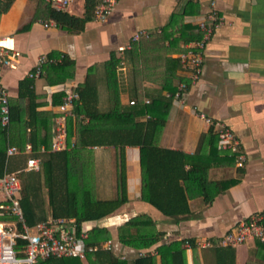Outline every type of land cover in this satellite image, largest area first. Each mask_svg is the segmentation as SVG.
<instances>
[{
    "label": "crops",
    "instance_id": "0c3cea01",
    "mask_svg": "<svg viewBox=\"0 0 264 264\" xmlns=\"http://www.w3.org/2000/svg\"><path fill=\"white\" fill-rule=\"evenodd\" d=\"M211 2H214L213 6ZM19 3L22 4L19 8L14 7V0L0 16V43L12 47L14 53L12 64L0 72L9 98L17 97L19 81L34 68L40 55L57 51L75 61L74 76L63 83L48 84L43 75L34 78L33 88L39 103L36 109L51 114L52 142L62 104L52 102L53 93L63 91L62 88L75 90L76 85L84 81L88 68L93 66L91 74L98 88V106L106 109V84L101 91L97 83L105 78L103 63L114 51L121 56L117 76L123 106L129 105L135 94L142 99L171 98L167 106L161 107L167 109V117L156 133L154 143L188 155L199 153L202 158L211 157L207 178L234 180L209 203L196 194L198 188L194 187L193 196L188 198L190 213L182 218L166 216L141 199L140 148L127 145V201L110 215L84 221L82 225L89 230L95 225L106 227L111 234L108 239L110 249L121 258L133 260L149 254L155 257L156 264H161L156 245L192 238L196 249L185 246V242L182 245L187 264H215L213 252L207 247H199L197 241H216L240 220L264 209V0H118L105 21L99 22L92 17L78 33L61 29L53 20L41 16L32 20L37 3L33 2L29 8L26 7L27 0L26 3L19 0ZM74 4L75 1L71 2L65 11L83 16L84 0L80 11L74 9ZM212 8L221 17V23L205 45L200 76L196 82L189 83L178 56L186 43L196 40L192 36L195 32L200 33L197 23ZM140 32L142 35L134 40V35ZM180 81H186L188 87L180 98L169 97ZM171 87L173 92L168 90ZM201 114L213 122H224L236 134L245 155L242 167H237L234 160L220 159L221 151L220 156L210 154L209 135H216L215 126L207 123ZM145 118L147 115L139 117ZM17 140L8 145L17 147L19 152L15 155L40 159L32 154L30 142L21 145V139ZM52 142L50 149L41 145L39 153L61 151L53 150ZM26 145H29V151L25 150ZM88 149L96 172V197L109 199L116 189V149L96 145ZM9 159L4 172L8 171ZM18 161L14 159L12 165ZM185 168H188L187 164ZM19 170L28 172L24 167L8 172L18 173ZM3 202L2 195L0 204ZM140 214L148 215L162 232L158 243L142 249L121 244L117 237L118 226ZM106 241L101 242L102 249H106L101 246ZM233 248L235 264H264V246L256 239Z\"/></svg>",
    "mask_w": 264,
    "mask_h": 264
},
{
    "label": "trees",
    "instance_id": "16d2710c",
    "mask_svg": "<svg viewBox=\"0 0 264 264\" xmlns=\"http://www.w3.org/2000/svg\"><path fill=\"white\" fill-rule=\"evenodd\" d=\"M13 1L0 0V14L6 12ZM93 7V0H84V14L80 17L65 10H55L42 0L36 6L32 20L41 16L53 20L61 29L78 33L84 28L85 22L93 17ZM199 37L198 32L192 36L193 39ZM47 56L57 59L56 62L43 65L42 75L48 84L63 83L67 78L74 76L75 61L69 55L53 51ZM120 62L121 56L111 51L109 58L103 63L108 99L106 109L102 110L98 106V88L91 74L93 66L88 68L84 81L76 85L78 98L74 102L73 115L68 116L65 121L67 143L71 144V140H74V145L68 149L39 153L41 145L50 149L53 128L51 114L36 109L39 103L33 88L34 78H22L19 81L17 97L9 98L10 125L5 129L0 123V176L4 173L9 159H6L7 146L17 143L19 138L21 145L25 141L30 142L32 154L40 156L42 160V171H28L31 174L26 176L22 174L25 171L19 170L17 173L21 183L19 204L28 226H33L50 215L72 217L79 228L84 221L98 220L118 209L127 201V145L140 148L141 199L166 216L182 218L190 213L188 198L193 196L194 187L198 188L196 194L201 195L205 203H209L234 183V180L215 181L207 178L211 157L202 158L199 153L188 155L181 150L161 147L154 143V137L167 117V109L161 107L167 106L171 98L152 97L146 103L147 98L142 99L139 94H135L134 103L123 106L117 76ZM168 90L173 92L174 88ZM63 96V91L53 93L52 102L62 103ZM142 115H147V118L139 119ZM209 136L210 154L220 156L216 135L211 133ZM94 145L113 146L116 149V195L113 198L96 197L88 149ZM221 156L220 159L233 162V158L227 154L223 153ZM186 164L188 168H185ZM44 188L46 198L43 194ZM2 211L0 209V221L14 219L12 216L1 214ZM161 235L162 232L157 230L155 222L145 214L127 219L118 226L117 233L121 244L136 249L157 244ZM110 237V231L106 227L95 225L89 230L85 243L98 245L97 250L87 252L83 259L77 256L50 257L40 259L35 264H156L153 255L146 254L128 260L117 256L111 249H102L101 242ZM186 241L196 249L192 238L156 245L155 250L160 255L161 264H187L185 249L182 247ZM256 241L264 246V240ZM207 248L213 252L215 264H235L233 246L212 245Z\"/></svg>",
    "mask_w": 264,
    "mask_h": 264
},
{
    "label": "built area",
    "instance_id": "2783aa9c",
    "mask_svg": "<svg viewBox=\"0 0 264 264\" xmlns=\"http://www.w3.org/2000/svg\"><path fill=\"white\" fill-rule=\"evenodd\" d=\"M55 10H65L74 0H44ZM93 18L99 22L107 19L118 0H93ZM212 6L214 2H211ZM221 23V17L212 8L204 18L197 23V30L200 37L189 41L179 53L183 71L189 83H194L201 73L203 64V51L206 43L210 40L214 30ZM140 33H136L133 39H138ZM1 40V38H0ZM14 57L12 47L0 44V72L3 67L12 64ZM56 58L42 54L38 57L34 68L27 73L28 77L37 78L43 74L45 63L56 62ZM188 87L186 81H180L177 89L169 97L178 99ZM61 114L57 117V133L52 142L53 150H63L72 147L74 142L68 146L66 142V131L64 121L68 116L73 115L74 102L78 98L75 90L62 88ZM145 102H149L145 99ZM130 103H134L130 100ZM207 123L214 124L215 134L217 135V149L232 157L237 167H242L245 162V155L241 150L240 141L236 134L221 121L213 122L211 118L204 114L200 115ZM0 123L3 128L8 129L10 125L9 95L0 79ZM29 145L25 150L29 151ZM19 152L17 147L10 145L6 149V157H10ZM40 159L28 157L25 162L24 170H39ZM21 183L17 172L5 171L0 176V194L3 195V203L0 204L1 214L14 217V219L4 220L0 228V264H35L40 259L50 257H70L77 256L83 259L87 252H93L99 248L98 245H88L85 240L88 237L89 227L77 223L72 217H53L50 216L33 226L25 223L23 213L19 204V192ZM249 239L264 240V209L252 214L246 219L240 220L236 226L228 230L216 241L200 240L197 241L199 247H209L212 245L234 246ZM110 249L111 242L107 240L101 245ZM185 246L189 247L188 241Z\"/></svg>",
    "mask_w": 264,
    "mask_h": 264
},
{
    "label": "rangeland",
    "instance_id": "374dc122",
    "mask_svg": "<svg viewBox=\"0 0 264 264\" xmlns=\"http://www.w3.org/2000/svg\"><path fill=\"white\" fill-rule=\"evenodd\" d=\"M42 0H27V5H26V7L27 8H29V7H31L32 5V3L34 2V3H37V5H38V3H40ZM75 1V4H74V9L76 10V11H80V9H81V7L83 6V0H74ZM14 2V1H13ZM25 3H26V0H25ZM20 5H22V4H20L19 3V0H15V4H14V7H16V8H19L20 7ZM36 5V6H37ZM24 6V5H23ZM5 13V12H4ZM1 14H3V13H1ZM1 14H0V16H1ZM103 71H104V69H103ZM97 84H99V87H100V90L101 91H103L104 89H105V78H101V79H99V81H98V83ZM14 159H19V161H18V163L17 164H15V165H12V162H13V160ZM25 160H26V156L25 155H23V154H18V155H14V156H12L10 159H9V164H8V171H14V170H16V169H20V168H23L24 167V165H25ZM92 170L94 171L93 172V174H94V182H96V172H95V169H94V165H93V162H92ZM42 171V170H41ZM40 171V172H41ZM23 174V176H26V175H28V174H31V172H23L22 173ZM95 189V188H94ZM45 188H44V198H46V195H45ZM115 191V192H114ZM114 193H111V195L109 196L110 198H112V196H114V194L116 193V189H114ZM0 197H2V195H0ZM84 264H87L86 262H84Z\"/></svg>",
    "mask_w": 264,
    "mask_h": 264
},
{
    "label": "bare ground",
    "instance_id": "6f19581e",
    "mask_svg": "<svg viewBox=\"0 0 264 264\" xmlns=\"http://www.w3.org/2000/svg\"><path fill=\"white\" fill-rule=\"evenodd\" d=\"M0 44H1V43H0ZM2 45H3V44H2ZM0 225H1V226H0V228H1V227H2V223H0Z\"/></svg>",
    "mask_w": 264,
    "mask_h": 264
}]
</instances>
